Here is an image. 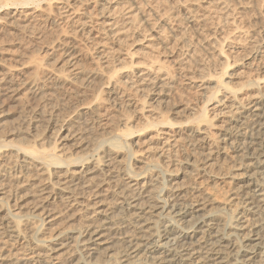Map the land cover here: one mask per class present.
Masks as SVG:
<instances>
[{
    "label": "bare ground",
    "instance_id": "6f19581e",
    "mask_svg": "<svg viewBox=\"0 0 264 264\" xmlns=\"http://www.w3.org/2000/svg\"><path fill=\"white\" fill-rule=\"evenodd\" d=\"M41 1L50 3L51 0H22L20 5L33 4L34 7L12 8L0 20V92L9 94L21 104L30 99L45 98L53 88L82 96L94 79L93 75L83 74L76 68L81 55L73 47L64 44L63 40L58 42L42 35L36 21H40L41 16L48 18L53 8L48 4L43 10L35 9ZM165 1L168 9L156 18L164 26L168 27L170 19L166 18V11L172 8L174 13L184 10L183 15L192 29L201 26L202 20L196 16V10L184 7L179 0ZM95 6L105 17L102 24L106 31L117 32L116 21L110 13L104 12L109 6L108 0H98ZM71 7L66 5L60 9H71L74 14L76 10ZM156 9L161 13L159 4ZM136 15L124 19L127 26L141 22ZM82 23L86 35L95 32L90 19ZM142 24L145 34L150 33L157 44L164 46L167 37L163 36V31L172 29L156 31L146 17H142ZM173 42L174 45L178 40ZM221 52L222 48L219 54ZM9 62L13 66L8 65ZM134 66L131 56L129 68L137 69ZM228 66L227 62L221 75ZM141 70L154 74L166 71V75H170L163 64L155 62ZM149 73L139 80L130 79L132 85L149 80ZM100 78L105 80L102 86L109 85L112 77ZM259 84L257 79L245 85L261 92L243 115L232 120L219 135L212 133L215 127L206 115V106L201 109L197 127L183 134L187 146L206 152L204 157L187 154L185 170L210 183L232 181L230 196L236 201L235 205L241 207V212L227 215L225 219L221 218L224 208L208 199L199 184L178 182L184 176L175 171L177 161L167 147L180 139L181 129L170 141L173 143L170 146L167 141L173 135L165 139L162 146H156L154 138L147 144L139 143L136 151L126 143L111 141L128 135L125 131L112 129L107 149L99 159L90 161L87 153L101 137L84 138L69 116L58 118L53 108L47 113L37 109L30 111L29 117L24 116L17 127L10 128L0 115V240L6 239L14 246H19L21 241L29 244L23 251L30 256L28 264H64L72 257L74 259L66 264H264V88ZM225 90L234 94L231 96L235 101V91ZM101 93L108 96L121 94L114 87L106 91L103 88ZM222 101L219 99L217 103H224ZM92 104L98 109L104 108L103 99L98 96L92 98ZM90 106L91 101L81 103L73 108V113L78 116L92 114ZM142 108L141 105L139 110ZM94 116L100 118L99 114ZM120 120V125L127 130L128 119L122 116ZM157 124H169V121L162 118ZM245 124L252 130L249 141L232 144L233 138L244 135L241 130L246 128L241 127ZM151 126L156 127V123ZM56 137L58 143L46 150L45 142L51 143ZM27 140L33 145H23ZM124 152L129 160L138 154L139 161L151 164L153 172L139 178L140 174L119 160ZM232 159H241L235 166V173L227 176L224 171H212L211 167L217 163ZM158 168L166 171L168 188L160 189ZM123 204L127 205L125 211L130 220L112 221L111 211ZM246 214L256 219L250 218L246 227H242L238 215L246 217ZM153 217L156 220H152ZM257 220L262 224L258 225ZM255 223L257 226L253 228ZM196 233L200 237L194 240ZM110 239L112 242H108ZM171 242L175 247L166 248ZM113 247L118 250H112ZM64 256L68 257L63 260ZM7 259L0 252V264Z\"/></svg>",
    "mask_w": 264,
    "mask_h": 264
},
{
    "label": "rangeland",
    "instance_id": "374dc122",
    "mask_svg": "<svg viewBox=\"0 0 264 264\" xmlns=\"http://www.w3.org/2000/svg\"><path fill=\"white\" fill-rule=\"evenodd\" d=\"M21 1L0 0V20L6 16L7 12L13 10L12 8L34 7L33 4L20 5ZM108 2L109 6H106L108 8L104 12L110 13L116 21L115 30L117 32L106 31L102 24L105 17L101 15V10L95 6L98 0H51L50 3L41 1L40 6L35 8L40 11L48 4L52 6L53 11L48 18L41 16L38 18L40 21H36L42 35L46 39L55 38L58 42L63 40L64 44L73 47L75 52L81 55L76 68L83 74L93 75L94 79L82 92L83 95L79 97L53 88L46 93L45 98H34L21 104L11 98L9 94L0 92V115L4 118L6 126L17 127L24 116L29 117L30 111L42 109L47 113L51 112L53 108V112L57 114L58 118L69 116L72 122L75 121L74 125L82 131L84 138L91 139L93 135L101 137L94 148L87 153L89 154L87 158L90 161L99 159L103 151L107 149L112 129L125 131L128 135L113 138L111 141L126 143L134 151L138 150L137 144H147L151 138H154L153 142L156 146H162L160 144L173 135V138H169L167 141V146H170L173 144L170 141L181 129L179 131L180 139L173 146L167 147L172 158L177 161L175 171L184 176L178 182L199 184L198 186L208 199L215 205L224 208L221 218L225 219L227 215L234 216L241 212V207L236 206V201L232 200V196H230L233 187L232 181L227 179L224 183H210L198 179L189 170H185L184 163L187 154L204 157L206 152L204 149L203 151L202 149L193 150L187 146L183 134H186L189 129L197 127L196 122L202 114L201 109L206 106V115L215 127L212 133L219 135L221 130H225L228 124L232 123V120L243 115L246 108L258 97V92H261L260 89L250 90L245 85L249 81L258 79L259 87L264 88V80H262L264 79V0H179L184 7L196 10V16L202 20L201 26L194 29L187 24L186 15H183L184 10L174 13L172 8L166 11V18H170L168 27L157 20L158 14H163L164 10L169 7L165 0H154V2L149 0H108ZM65 4L68 7L72 5L71 8L76 12L71 14L72 11L68 8L61 10L60 8L65 7ZM158 4L161 13L156 9ZM67 10L69 12L66 14ZM60 13L64 14L60 15ZM69 14H71L70 17L64 18ZM135 14L141 22L134 26H127L124 19L129 15L135 16ZM142 17L150 20L156 31H163L164 28L172 29L163 31V36L167 37L164 46L157 44L155 39L150 37V33L145 34ZM88 19L95 30L90 36L85 34L82 23ZM63 25L64 27L60 28ZM11 32L14 33V31ZM175 39L178 42L173 45ZM221 48L222 52L219 54ZM131 56L132 61L135 62L134 67L137 69L129 68ZM226 60L229 66L226 68L225 74L221 75L226 67ZM150 62H155L157 65L163 64L166 70L170 71V75L167 76L166 71L154 74L141 70ZM8 65L13 66V63L9 62ZM136 72H138L137 75L132 78ZM145 73L151 75L147 77L150 78L149 80L132 85L130 79L139 80L145 77L143 75ZM97 75L105 78L112 77L109 85H102L104 90L114 87L121 94L117 96L103 95L101 83H105V80ZM220 75L221 79H219ZM225 88L235 91V101L232 98L234 94ZM96 96L103 99L104 108L98 109L95 104H92V98ZM210 97L211 100L208 101ZM219 99L223 100L224 103H221L223 105L217 103ZM90 101L92 114L78 116L76 112L73 113V108ZM131 103L134 105L130 106ZM141 105L143 108L139 110ZM223 112L224 114H222ZM95 114H99L100 118H95ZM122 116L128 119L127 130L125 126L120 125ZM162 118L169 121V124H157ZM151 123H156V127L151 126ZM38 124L40 125L42 122ZM244 127L246 129L241 130L244 135L241 138H233L232 144L239 145L249 141L252 130L247 124L242 125L241 128ZM57 143V137L51 143L45 142V149L50 150L53 144ZM31 144L30 140L23 143L26 146ZM229 147L227 148L228 152L231 151ZM158 149L160 148L156 150L159 151ZM126 157L127 154L124 152L119 160L130 165L134 173L140 174L139 178L146 177L153 172L152 165L141 163L138 154L134 159L129 160ZM239 162L241 159L221 161L211 169L214 173L224 171L229 176V174L235 173L234 170H237L235 166ZM157 173L161 183L160 189L168 188L166 171L163 168H158ZM163 194L164 192L161 193V195ZM125 209H127V205L123 204L112 210L111 220L114 222L130 220V217L126 216ZM246 215V217L238 215L242 227H246L252 217ZM151 219L156 220L155 217ZM251 219L254 220L256 217ZM260 223L262 224V222ZM260 223L257 220V224L260 225ZM253 226L256 228V223ZM191 232V230L188 231L189 234ZM199 237L200 234L196 233L194 240ZM112 240L110 239L108 242H112ZM20 243L19 246H14L6 239L0 240V247H4L0 252L8 258L4 260L3 264L29 263L30 256L23 253L29 244L23 241ZM174 245L171 242L166 248L173 249ZM116 248L118 250V247H113L112 250ZM67 257L64 256L63 260ZM116 258H119L118 254ZM72 259L74 258L66 259L64 264Z\"/></svg>",
    "mask_w": 264,
    "mask_h": 264
}]
</instances>
